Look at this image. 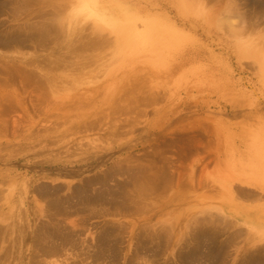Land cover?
I'll list each match as a JSON object with an SVG mask.
<instances>
[{
	"label": "rangeland",
	"instance_id": "1",
	"mask_svg": "<svg viewBox=\"0 0 264 264\" xmlns=\"http://www.w3.org/2000/svg\"><path fill=\"white\" fill-rule=\"evenodd\" d=\"M28 1L30 8L16 7L18 15L20 9L26 12L20 16L16 8L15 15L11 8L0 11V27L53 22L59 35L45 33L49 40L38 47L0 45L5 59L0 68L21 66L22 75H15L5 99L0 97V264L264 259V238L238 230L220 193L225 182L264 191V0H109L112 18L100 13L95 0ZM133 7L135 21L129 23L135 24L121 33L115 18ZM51 38L59 43H49ZM68 50L81 56L69 62ZM51 52L67 53L69 64L83 58L88 63L83 72L71 67L55 73L53 94L44 77L23 78L28 64L47 63ZM104 177L108 191L100 185V192H110L109 202L62 220L75 243L58 257H44L35 233L54 220L49 196L42 200L37 193L61 187L58 194L66 198ZM112 189L121 195L116 202H110ZM105 226L119 230L115 246L122 251L114 260L100 257L99 263L94 259ZM199 250L196 258L190 256Z\"/></svg>",
	"mask_w": 264,
	"mask_h": 264
},
{
	"label": "bare ground",
	"instance_id": "2",
	"mask_svg": "<svg viewBox=\"0 0 264 264\" xmlns=\"http://www.w3.org/2000/svg\"><path fill=\"white\" fill-rule=\"evenodd\" d=\"M36 1V0H35ZM39 1V0H38ZM95 1H97L99 4H100V13L101 14H104V15H106V17H110V18H112L114 15H112L111 13H108V11L106 10L107 8H108V1L109 0H95ZM189 2H190V0H188ZM14 2V3H13ZM15 2H16V4H15ZM18 2H20V1H16V0H0V11H2V10H4V11H6L7 12V9L9 10V8H11L12 10H10V11H13L16 7H18V8H30L29 6H30V4H29V1L27 0H21V2L20 3H18ZM89 2H91V3H93L94 1L93 0H89ZM33 3V2H32ZM8 7V8H7ZM18 8H16L15 9V12H16V10L18 11L19 9ZM130 8V7H129ZM22 9H20V15H22V14H24V13H26V12H22ZM132 9H134V10H127V11H119V13H121V14H119L120 16H119V18H115V19H117V20H119V21H121V22H123V23H117L118 25H119V27L116 25V23H115V25L118 27L117 29H119L120 28V26H121V29H120V31H121V33H123V31H126L128 28H130L131 27V25H133V24H135V23H129V22H131V21H135V7H133ZM3 11V12H4ZM28 11V10H27ZM58 11V10H57ZM14 12V11H13ZM12 12V13H13ZM15 12H14V15H15ZM22 13V14H21ZM16 15H18V13L16 12ZM20 15H18V16H20ZM17 16V17H18ZM27 16V15H26ZM16 17V16H15ZM45 18V17H44ZM15 19V18H14ZM14 19H13V21H14ZM18 20V19H17ZM22 19H20V21H21ZM5 21V20H4ZM14 22H17L16 21V19H15V21ZM118 22V21H117ZM23 23V22H22ZM19 24V25H24V23L23 24ZM48 23V22H47ZM51 23V24H50ZM60 24H62L61 22H59ZM64 23V22H63ZM27 24V23H26ZM29 24V23H28ZM41 24V23H40ZM39 24V25H40ZM6 25H8V24H6V23H2L1 24V30H0V45L1 46H3V47H10V46H27V47H29L30 46V44H34V45H36L37 47L38 46H43V45H46V41H45V36H46V34L48 33V37L50 38L51 37V35H53V33H55L56 35L55 36H58L59 34H57L56 32H57V30H58V28H59V25L57 24V26H56V24H54L53 25V22H49L48 23V25L46 24V23H44V24H42V25H40L39 27L37 26V25H34L33 27H32V25H30L31 27H30V29L28 28V26L27 27H19L18 26V28H12V29H10V27L9 26H6ZM10 25H13V24H10ZM16 25V24H15ZM62 25H60V27H61ZM99 27H102V26H99ZM90 28V27H89ZM56 30V31H55ZM61 30V29H60ZM129 30V29H128ZM126 31V33L128 32L129 33V31ZM46 33V34H45ZM125 33V34H126ZM127 33V34H128ZM126 34V35H127ZM105 36H108V35H105ZM104 37V36H103ZM47 39V38H46ZM53 38H51V40L49 41V43L51 42V41H53V43L52 44H54V45H56V44H58L59 42L56 40V39H53ZM49 39H47V41H48ZM101 41V40H100ZM61 44V43H60ZM96 44H100L101 45V43H96ZM85 46V45H84ZM107 46V45H106ZM105 47V46H104ZM21 48V47H20ZM82 48V47H81ZM91 48V47H90ZM89 48V49H90ZM53 49H58V46H55V47H53ZM76 49H77V52H78V47L77 48H75L74 50L76 51ZM88 48H87V50H89ZM99 49V48H98ZM83 50H85V49H83ZM72 50H68V52L67 53H71V55H69L68 54V57H69V62L71 61L72 62V59L70 60V57L71 56H77V55H79L77 52H71ZM82 51V50H81ZM53 52H55V51H53ZM53 52H51V53H53ZM88 52V51H87ZM23 53V52H22ZM21 53V54H22ZM67 53H65V54H67ZM73 53V54H72ZM83 53V52H82ZM24 54V53H23ZM26 54V53H25ZM64 54V56H62V55H54V53L52 54L53 56L52 57H49V59H48V62L47 63H44V64H36V65H34V63H33V66L32 65H29L28 63V68L26 69L25 68V70L22 68V70H24V72H25V74H23V78L24 77H28V76H30L31 78L33 77H36V76H41V77H44L46 80H47V83H48V85H49V87L51 88V90H53V92H52V94L54 93V91L56 90V89H54L55 88V84H53L52 85V83H54L55 81H56V76H57V74H55V73H57L59 70H61V69H69V68H73L74 69V71H78V72H83V68H85V65H87L88 63H87V59L86 58H83V59H78V60H76V62L78 61V64L77 65H75V63H68L67 62V55H65ZM26 55H28V53L26 54ZM26 55H24L25 56V58H27V56ZM79 56H81V55H79ZM1 57V56H0ZM82 57H83V55H82ZM15 58H21V57H16L15 56ZM48 58V57H47ZM76 58V57H75ZM79 58V57H78ZM47 60V59H46ZM0 61H2V62H4L5 61V59L3 60L2 58H0ZM16 61V60H15ZM28 61H29V59H28ZM35 61V60H34ZM31 62V61H30ZM74 62V61H73ZM8 64V63H7ZM7 64H5L4 65V67H2V68H0V97H2L3 99H5L3 96V93H4V89L6 90V88H8V87H10V86H12V82L11 81H13L15 78L14 77H16L15 75H21L20 73H21V70H19V69H21V66H20V68H18L17 67V65L16 66H14L15 67V69H12V68H14V67H12L11 65H7ZM7 66V67H6ZM8 66H11V68L10 67H8ZM19 66V65H18ZM40 66V67H39ZM31 67V68H30ZM68 67V68H67ZM20 72V73H19ZM72 72V71H71ZM22 73H23V71H22ZM99 73V72H98ZM95 75V74H94ZM22 76V75H21ZM20 76V77H21ZM29 77V78H30ZM30 78V79H31ZM28 79V78H27ZM23 80H25V79H23ZM32 80V79H31ZM30 80V81H31ZM20 81H22V80H20ZM33 81V80H32ZM43 81V80H42ZM58 81V80H57ZM34 82H37V81H34ZM30 84H31V82H29ZM45 83V82H44ZM56 83H58V82H56ZM22 84V83H21ZM27 84V83H26ZM38 84V83H37ZM22 85H24V84H22ZM21 85V86H22ZM28 85V84H27ZM46 85V84H45ZM52 87H51V86ZM57 85V84H56ZM47 86V85H46ZM40 87H42V85H40ZM61 87V86H60ZM24 88V87H23ZM57 88V87H56ZM58 88H59V86H58ZM57 88V89H58ZM12 90V89H11ZM19 90H21V89H19ZM152 91V90H151ZM156 92V91H155ZM12 93V92H11ZM6 94V93H5ZM11 95V94H10ZM38 95V94H37ZM36 95V96H37ZM40 95V94H39ZM11 96H14V95H11ZM35 96V97H36ZM33 97V96H32ZM38 98H39V96H37ZM17 98V97H16ZM45 98V97H44ZM9 99V98H8ZM151 99V98H150ZM7 100V99H6ZM5 100V101H6ZM10 100V99H9ZM11 101H13V99H11ZM31 101H32V99H31ZM34 101H36V99L34 100ZM7 103H9V102H7ZM13 104V103H12ZM3 105V104H2ZM1 105V106H2ZM18 105V104H17ZM3 106H5V103H4V105ZM7 106V105H6ZM42 106V105H41ZM8 108L10 107V106H7ZM33 107V106H32ZM36 107V106H35ZM11 108V107H10ZM9 108V109H10ZM4 109V108H3ZM5 109H7L6 107H5ZM41 111V110H40ZM37 113V112H36ZM119 121V120H118ZM120 122V121H119ZM116 123V122H115ZM95 124V123H94ZM101 125V124H100ZM19 126V125H18ZM4 127V126H3ZM93 127H95V126H93ZM94 129V128H93ZM38 130V129H37ZM89 130V129H88ZM1 131V130H0ZM243 131H244V129H243ZM13 132V131H12ZM246 132V131H245ZM253 132V131H252ZM87 139V138H86ZM91 139V138H90ZM90 139L88 140V141H90ZM246 139V138H245ZM92 140H95L96 141V138L94 139H92ZM94 141V142H95ZM100 141V140H99ZM248 141V140H247ZM93 142V143H94ZM98 142V141H97ZM246 142V141H245ZM90 143V142H89ZM83 144V143H82ZM81 144V145H82ZM99 144V143H98ZM84 145V144H83ZM254 145V144H253ZM74 146V145H73ZM248 146H249V144H248ZM76 147V146H75ZM246 147V146H245ZM260 148V147H259ZM258 149V148H257ZM257 149H256V152H259V151H257ZM254 149L252 148V151H253ZM259 150V149H258ZM251 152V151H250ZM249 152V153H250ZM252 153V152H251ZM250 153V154H251ZM254 153V152H253ZM262 153V152H261ZM250 154H249V156H250ZM258 154V153H257ZM4 157V156H3ZM249 158V157H248ZM248 166H250L251 167V164L250 165H248ZM255 166V165H254ZM254 167H252V169H253ZM123 171V170H122ZM134 172H135V170H134ZM139 172H141V171H139ZM144 173V172H143ZM1 174V173H0ZM139 174V173H138ZM147 174V173H146ZM109 175V174H108ZM134 175H136V174H134ZM3 176H5V175H3ZM111 176V175H110ZM130 176V175H129ZM144 176V175H143ZM151 176V175H150ZM2 177V176H1ZM109 177V176H108ZM108 177H104V179H101V180H91L90 182H86V184L84 183L82 186H80V187H76L77 189L76 190H74L73 191V193H71V195H69L70 197H66V198H61L62 196H60L59 194H58V192H59V188H61V187H57L56 189H52V190H55L54 192L51 190H49V189H51L50 187H48V190L46 191H43V190H41L39 193H37L38 195H39V197H41L42 198V200H43V198H47V196H49V200L51 201L50 202V204H49V200H48V204L50 205V209H48V210H50L51 211V213L49 214L50 215V218L49 219H52V220H54L53 221V226H52V224H51V226H50V224L48 225L47 224V226L46 227H44V225L42 226V227H44L43 229H42V227H41V231H38V233H35V234H33V235H35V238L36 239H34V241H36V245H38V250H39V252L44 256V257H47V256H50V258H51V256H57V255H60L61 253V251H62V249H64V248H66V246L68 245V244H70L69 242H71L72 240H73V242H74V239H75V237H74V239H73V234H72V232L70 233V232H66V230L68 229V228H70V227H66V225H64L63 224V222H62V220H65V218H67L68 216H70V214H73L74 212H78V214H79V210H80V213L83 211H87V210H90V211H92V210H94V209H96L97 207H98V205H103V203H105L106 204V202H107V197L105 198V196H107L108 195V193H110V192H107V195L105 194L106 192L104 191H101L100 192V185H101V187L102 186H104V187H102L103 188V190H105L106 188H105V184H108V182H107V180H108ZM114 177V176H113ZM133 177V176H132ZM138 177H139V175H137L136 176V178H137V180H138ZM3 180V179H2ZM136 180V179H135ZM110 181V180H109ZM107 182V183H106ZM138 182V181H137ZM136 182V183H137ZM96 185H99V189H98V191H99V193H97L98 191H96V189H95V186ZM109 185V184H108ZM44 186V185H43ZM43 186H41V187H43ZM55 186V185H54ZM61 186V185H60ZM94 187V188H93ZM97 187V186H96ZM108 187V186H107ZM139 187V186H138ZM93 188V189H92ZM112 188V187H111ZM44 189H47V188H44ZM91 189H92V191L95 189V191H96V193H92V191H91ZM109 189H110V187H109ZM120 189V188H119ZM111 190V189H110ZM113 191H114V189H112ZM36 191H38V190H36ZM106 191H108V188L106 189ZM115 191H117V190H115ZM111 192V194L112 195H115V196H113L114 197V199H111L110 200V202H116V201H114V200H116L119 196L118 195H120V194H118L117 192ZM122 192H123V190H121ZM122 192H119V193H122ZM114 193V194H113ZM124 193V192H123ZM111 194H109L110 196H111ZM72 196V197H71ZM110 196H108V200L110 199L109 197ZM121 196V195H120ZM52 197V198H51ZM65 197V196H64ZM112 197V196H111ZM112 197V198H113ZM121 198V197H120ZM1 199V198H0ZM104 199H106V201L104 200ZM129 199V198H128ZM45 200V199H44ZM119 200V199H118ZM121 201L119 202V203H117V204H119V205H121V204H123V203H121V202H123L122 201V199H120ZM109 202V201H108ZM107 202V203H108ZM125 203H127L126 201H125ZM111 204V203H110ZM138 204V203H137ZM46 205V204H45ZM113 205V204H112ZM116 205V204H115ZM115 205H114V208H115ZM136 205V204H135ZM108 206V205H107ZM49 207V206H48ZM105 207H106V205H105ZM116 207H118V206H116ZM124 207V206H123ZM122 207V208H123ZM143 207V206H142ZM46 208H47V205H46ZM107 208V207H106ZM111 208V207H110ZM124 209V208H123ZM126 209V208H125ZM129 208H127V210H128ZM135 209V208H134ZM107 210V209H106ZM106 210H103V212L104 211H106ZM113 210V209H112ZM120 210H121V208H120ZM49 211V212H50ZM90 211H87L86 212V214L88 213V212H90ZM97 211H99L98 210V208H97ZM100 211H102V210H100ZM92 213H93V211H92ZM77 214V215H78ZM8 215V214H7ZM38 215V214H37ZM47 215V214H46ZM81 215V214H80ZM99 215V214H98ZM133 215V214H132ZM72 216V215H71ZM12 217V216H11ZM47 217H48V215H47ZM5 218V217H4ZM69 218V217H68ZM67 218V219H68ZM43 220V219H42ZM85 220V219H84ZM2 221H5L4 219L3 220H1V222ZM31 221V220H30ZM6 222V221H5ZM52 222V221H51ZM65 222H66V220H65ZM100 223V222H99ZM65 226H63V225ZM2 225H4V224H2ZM11 226V225H10ZM48 226H50V227H48ZM108 227V226H107ZM106 226H105V229H104V231H103V234H100V239H98V237H97V239L99 240V247H98V250H97V252H98V254L96 255V253H94L96 256H95V259L94 260H97V261H99V258L100 257H110V258H112L113 260L116 258V256H120V255H118L117 253L118 252H121V251H119L118 249V247L117 246H115L116 245V237L118 236V233L117 232H119V230H117V228L116 227H113V226H110V227H108L107 228ZM3 228H4V226L3 227H1V224H0V236H1V234H2V230H3ZM17 228V227H16ZM72 228V227H71ZM8 229V228H7ZM22 229V228H21ZM20 229V230H21ZM38 229H39V227H38ZM5 230V229H4ZM12 230V229H11ZM37 230V229H36ZM40 230V229H39ZM84 230H85V228H84ZM8 231V230H7ZM22 231H24L25 232V230H23L22 229ZM81 231V230H80ZM4 232V231H3ZM23 232V233H24ZM8 233V232H7ZM74 233V232H73ZM83 233V232H82ZM145 233V232H144ZM151 233V232H150ZM5 234V233H4ZM75 235H77V234H75ZM120 235V234H119ZM140 235V234H139ZM150 235V234H149ZM163 235V234H162ZM161 235V236H162ZM26 236V235H25ZM24 235H23V237H25ZM98 236V235H97ZM141 236H142V234H141ZM140 236V237H141ZM147 236V235H146ZM160 236V237H161ZM165 236V235H164ZM4 237V236H3ZM20 237V236H19ZM18 237V238H19ZM119 237V236H118ZM118 237H117V239H118ZM139 237V238H140ZM143 237V236H142ZM153 237V236H152ZM152 237H150V238H152ZM7 238V237H6ZM6 238H5V240H6ZM150 238L148 239V240H150ZM213 238V237H212ZM79 239V238H78ZM77 239V240H78ZM115 239V242L113 241ZM121 239H122V237H121ZM1 240V239H0ZM20 240V239H19ZM18 240V241H19ZM96 240V239H95ZM141 240H143V239H141ZM162 240V239H161ZM15 241V240H14ZM147 241V240H146ZM163 241V240H162ZM169 241V240H168ZM19 242H21V240L19 241ZM18 242V243H19ZM40 243H43V244H40ZM72 243V242H71ZM75 243V242H74ZM78 243V242H77ZM143 243H144V241H143ZM142 243V244H143ZM146 243H148L149 244V242H146ZM152 243V242H151ZM157 243V242H156ZM87 244V243H86ZM141 244V245H142ZM155 244V243H154ZM153 244V245H154ZM20 245V244H19ZM89 246H90V244H88ZM95 245H97V244H95ZM152 245V244H151ZM15 246V245H14ZM148 246V245H147ZM36 247V246H35ZM68 247V246H67ZM69 247H70V245H69ZM76 247V246H75ZM74 247V248H75ZM88 247V246H87ZM94 247V246H93ZM149 247V246H148ZM157 247V246H156ZM161 247V246H160ZM199 247V246H198ZM79 248H81L80 246H79ZM116 248H118V249H116ZM143 248V247H142ZM147 248V247H146ZM153 248V247H152ZM158 248V247H157ZM144 249H145V247H144ZM148 249V248H147ZM150 249V248H149ZM198 249V248H197ZM6 250H8V249H6ZM5 250V251H6ZM67 250V249H66ZM65 250V251H66ZM72 250V249H71ZM74 250V249H73ZM72 250V251H73ZM76 251H77V249H75ZM84 250V249H83ZM118 250V251H117ZM158 250H159V248H158ZM160 250H161V248H160ZM195 250V249H194ZM37 251V250H36ZM64 251V252H65ZM67 251H69V250H67ZM82 251V250H81ZM94 251V250H93ZM152 251H153V249H152ZM212 251V250H211ZM214 251V250H213ZM7 252V251H6ZM8 252H9V250H8ZM38 252V251H37ZM85 251H83L82 253H84ZM90 252V251H89ZM145 252V251H144ZM181 252H183V251H181ZM196 252H201L200 250L199 251H194V252H191L190 254V256H193V257H195L196 258ZM39 253V254H40ZM69 253V252H68ZM82 253H80V254H82ZM87 253V252H86ZM8 254V253H7ZM6 254V255H7ZM38 254V253H37ZM75 254H76V252H75ZM91 254V253H90ZM90 254L88 253L87 255L88 256H90ZM136 254V253H135ZM34 255V254H33ZM62 255H63V253H62ZM70 255V254H69ZM72 255V254H71ZM77 255V254H76ZM86 255V254H85ZM146 255V254H145ZM144 255V256H145ZM149 255V254H148ZM39 256V255H38ZM75 256V255H74ZM189 256V258H192V257H190ZM213 256V255H212ZM2 257V256H1ZM7 257H8V255H7ZM58 257V256H57ZM60 257V256H59ZM63 257V256H62ZM81 257V256H80ZM84 257V256H83ZM82 257V258H83ZM75 258V259H74ZM73 258V260H75L76 262H77V260H76V258L77 257H74ZM89 258V257H88ZM92 258H93V256H92ZM119 258L120 257H118V259L117 260H119ZM1 259V258H0ZM44 259V258H43ZM52 259V258H51ZM50 259V260H51ZM54 259H56V258H54ZM59 259V258H58ZM101 259V258H100ZM7 260V259H6ZM39 260V259H38ZM49 259H47V260H44L45 262H47ZM53 260V259H52ZM51 260V261H52ZM57 260V259H56ZM59 260H61V257H60V259ZM63 260V259H62ZM61 260V261H62ZM92 260V259H91ZM3 261V260H2ZM50 261V264H53L54 262L52 261L51 262ZM60 261V262H61ZM90 261V260H89ZM96 261V262H97ZM105 261H106V259H105ZM144 261H146V260H144ZM5 262V261H4ZM34 262V261H33ZM43 262V261H42ZM45 262H43V263H45ZM49 262V261H48ZM47 262V263H48ZM73 262V261H72ZM91 262V261H90ZM101 261H99V263H100ZM1 263V262H0ZM38 264L40 263V262H37ZM42 263V264H43ZM46 263V264H47ZM58 263V262H57ZM56 263V264H57ZM93 263H95V262H93ZM104 263V262H103ZM129 263H132L133 264V261H130ZM146 264H147V262H145ZM187 263V262H186ZM3 264V263H2ZM11 264V263H10ZM32 264H36L35 262L34 263H32ZM84 264H85V262H84ZM87 264H88V262H87ZM92 264V263H91ZM137 264V263H136Z\"/></svg>",
	"mask_w": 264,
	"mask_h": 264
},
{
	"label": "crops",
	"instance_id": "3",
	"mask_svg": "<svg viewBox=\"0 0 264 264\" xmlns=\"http://www.w3.org/2000/svg\"><path fill=\"white\" fill-rule=\"evenodd\" d=\"M220 193L224 198V205L230 216L235 217L238 230H246L249 238L258 236L264 238V199L260 198L264 195L262 188H255L246 183L225 182L222 186ZM247 198L255 200L254 205L247 202ZM239 205V208H238ZM246 228V229H244ZM213 260V259H212ZM215 263V261H214ZM241 264H264V259L249 257L243 258Z\"/></svg>",
	"mask_w": 264,
	"mask_h": 264
}]
</instances>
